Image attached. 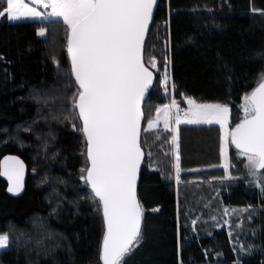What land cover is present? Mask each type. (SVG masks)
I'll return each instance as SVG.
<instances>
[{"label": "trees", "instance_id": "1", "mask_svg": "<svg viewBox=\"0 0 264 264\" xmlns=\"http://www.w3.org/2000/svg\"><path fill=\"white\" fill-rule=\"evenodd\" d=\"M158 2L144 47L146 65L155 58L157 70L142 106V239L126 264H264V199L244 192L235 152L229 155L233 178L220 167L221 129L179 126V182L171 166L172 131H143L169 99L160 84L166 57L177 85L170 87L174 99L228 104L231 124L238 120L260 69L251 54L264 37L254 22L253 0ZM41 27L49 30L46 37H38ZM64 27L0 18V160L12 154L26 166L18 196L6 193L0 175V232L15 228L11 247L0 250V264H102L101 210L79 179L86 166L83 136L70 122L53 118L73 91Z\"/></svg>", "mask_w": 264, "mask_h": 264}, {"label": "snow or ice", "instance_id": "2", "mask_svg": "<svg viewBox=\"0 0 264 264\" xmlns=\"http://www.w3.org/2000/svg\"><path fill=\"white\" fill-rule=\"evenodd\" d=\"M156 6L157 0H4L0 5V18H33L66 26L62 47L70 58L73 91L64 103V111L53 118L70 122L72 129L83 136L86 166L80 169L79 179L90 188L93 203L102 210L103 264H126L127 256L142 239L144 208L137 195L138 173L146 155L141 147V121L145 119L142 102L153 87L157 70L155 58L146 65L143 50ZM37 34L46 37L49 30L41 27ZM52 59L59 69V60L55 55ZM170 63L166 57L161 81L164 93H168L170 84L173 90L177 87L168 72ZM256 84L244 94L242 117L231 129L228 104L198 102L186 95L183 100L187 108L181 109L172 99L156 109L154 119L147 120L144 132L156 130L160 120L166 131L171 127L177 182L181 171L179 126L218 124L223 168L230 167L231 143L238 156L247 159L250 183L264 194V72L258 74ZM33 98L39 100L38 93ZM25 167L19 156L6 155L0 160V175L7 178L9 192L18 194L23 190ZM47 182V178L41 180ZM14 231L10 226L8 231L0 232V250L11 247Z\"/></svg>", "mask_w": 264, "mask_h": 264}, {"label": "rangeland", "instance_id": "3", "mask_svg": "<svg viewBox=\"0 0 264 264\" xmlns=\"http://www.w3.org/2000/svg\"><path fill=\"white\" fill-rule=\"evenodd\" d=\"M253 9L259 10V11L254 12L255 13L254 22H256V24L258 25L259 29H261L262 32L264 33V8H263V0H253L252 10ZM40 10L43 11L44 9L41 7ZM48 11H50V9H48ZM5 18H6V16H5ZM59 19H62V18H59ZM6 21H9V22H12V23H17V22L36 21V20H34L33 18H25V19L18 20V21H12V20H8L6 18ZM64 28H66V26ZM38 37H40V36L38 35ZM260 45L261 46L259 47V49L254 50L252 52V54H251L252 60L257 61L259 63V68H260L259 71L255 74V77H254V80H255L254 88L257 86L256 81H257V78H258V74L261 73V72H264V37H263ZM161 73L162 74L160 76V84L162 85L161 81H162V77H163V74H164V70ZM1 75L2 74H1V68H0V79L2 77ZM170 87H171V84L169 85V91H168V93H166V94H169L168 95L169 96V99L164 104H170L171 101H172V99H174L173 96L170 93ZM58 88H59L58 86H55L52 89L54 91L56 90L57 93H61L60 90H62V89L61 88L58 89ZM162 91L164 92L163 87H162ZM250 91H248V92H250ZM248 92H246V93H248ZM61 94H63V93H61ZM177 102L180 104L181 109L187 108V103H186L185 100L177 101ZM241 104H243V100H242ZM161 105H163V104H161ZM161 105H159L157 108H159ZM156 115H157V113L155 112V115H153L150 119H154L156 117ZM238 116H239L238 117V120L236 122H234L233 124H231V117H230V123L228 125L229 129L234 128L235 124L239 122V119L242 117V108H241ZM200 125L209 126L207 124H200ZM213 125H217L219 127V129H220V126L218 124H213ZM180 126H186V124H181ZM190 126H198V125H190ZM145 128H147V124L144 126V129ZM163 129H164V127H163V120H160L158 122L157 129L156 130H153V131L162 134L163 133ZM168 130L171 131V127ZM149 132H152V131H149ZM200 144H201V142L199 141L198 142V145H200ZM175 148H176V146L172 144V149H171V154H172V156H171V166L173 167L174 178H175V181H176ZM234 152L236 154L237 159L242 162V174H241V178L243 180L244 192L246 194H248L249 197H256V196H258L259 199H264V194L261 193L259 187L256 186L253 183H250V181L252 180V177H250L248 175V171H247V168H246V164H247L246 157L238 156V150L235 148V146L233 144L229 143V145H228V154L230 155V154H232ZM223 164H224V159L221 156V166H220L221 168H223ZM169 166H170V163H169ZM231 166L232 165L230 163V167ZM230 167H229V169L226 170L227 177H230V175H229ZM261 176H262V178H264V172H262Z\"/></svg>", "mask_w": 264, "mask_h": 264}, {"label": "water", "instance_id": "4", "mask_svg": "<svg viewBox=\"0 0 264 264\" xmlns=\"http://www.w3.org/2000/svg\"><path fill=\"white\" fill-rule=\"evenodd\" d=\"M159 0H157V5H158V2ZM156 8H157V6L154 8V13H155V11H156ZM154 15L155 14H153V18H154ZM151 25V24H150ZM150 27L151 26H149V30H150ZM149 32V31H148ZM147 35H148V33L146 34V38H145V44H146V42H147ZM145 47V46H144ZM144 51L145 50H143V57H144ZM68 59H69V65H70V58L68 57ZM154 82H155V79H154ZM153 82V83H154ZM147 96H148V94L146 95V98H145V101H146V99H147ZM145 101H143L142 102V106H143V104H144V102ZM143 122H144V120H142L141 121V128H142V125H143ZM142 133V132H141ZM142 147V146H141ZM143 149V148H142ZM12 155V154H11ZM13 156H15V155H13ZM85 158H86V156H85ZM145 158V157H144ZM3 159V158H2ZM1 159V160H2ZM144 160V159H143ZM143 162V161H142ZM142 164V163H141ZM140 170H141V167H140ZM140 172V171H139ZM139 174V173H138ZM25 176H26V172H25V175H24V180H25ZM1 177L5 180V182H6V185H7V188H6V193L9 195V196H11V197H13V196H18L21 192H19L18 194L17 193H11V192H9L8 191V187H9V182H8V180H7V178L6 177H4L3 175H1ZM137 183H138V179H137ZM90 189V188H89ZM101 216H102V210H101ZM103 228H104V224H103ZM102 241H103V236H102ZM102 241H101V245H100V255H101V249H102ZM100 261H101V263L103 264V262H102V260L100 259Z\"/></svg>", "mask_w": 264, "mask_h": 264}]
</instances>
